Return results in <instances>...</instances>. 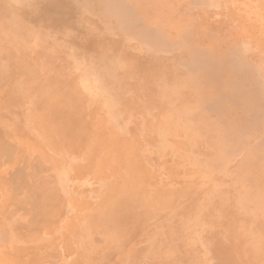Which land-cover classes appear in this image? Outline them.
Masks as SVG:
<instances>
[{"label": "rangeland", "instance_id": "rangeland-1", "mask_svg": "<svg viewBox=\"0 0 264 264\" xmlns=\"http://www.w3.org/2000/svg\"><path fill=\"white\" fill-rule=\"evenodd\" d=\"M0 264H264V0H0Z\"/></svg>", "mask_w": 264, "mask_h": 264}]
</instances>
